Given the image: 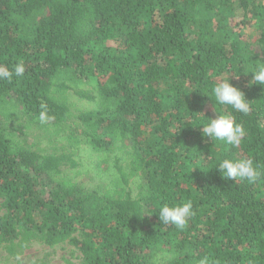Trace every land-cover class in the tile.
<instances>
[{
    "label": "trees",
    "instance_id": "16d2710c",
    "mask_svg": "<svg viewBox=\"0 0 264 264\" xmlns=\"http://www.w3.org/2000/svg\"><path fill=\"white\" fill-rule=\"evenodd\" d=\"M249 28L264 46V0H0V66H24L0 79L6 253L69 242L84 264H264V88L241 73L264 57ZM228 76L247 114L206 95ZM207 107L243 125L240 145L202 137ZM38 129L60 150L35 147ZM223 158L260 178L225 180ZM184 201L183 228L145 213Z\"/></svg>",
    "mask_w": 264,
    "mask_h": 264
},
{
    "label": "clouds",
    "instance_id": "9594fccd",
    "mask_svg": "<svg viewBox=\"0 0 264 264\" xmlns=\"http://www.w3.org/2000/svg\"><path fill=\"white\" fill-rule=\"evenodd\" d=\"M241 73H251V79L248 81L249 86L256 84L264 88V61L249 64ZM23 74V64L18 63L11 70L0 66V79L11 80L13 75L19 77ZM210 91L211 95H206L214 101V104L230 106L231 109L240 113L247 114L249 112V100L245 98L244 92L239 87L230 83L229 76L215 83ZM46 119L45 112H41L40 120L43 122ZM201 126L202 137L210 138L211 141H222L233 147L240 145L245 136L243 125L237 123L231 114H218L215 118L208 117L207 122ZM213 168L217 169L225 180L239 179L253 184L261 176L253 160L247 158L219 159ZM145 213L148 215L157 213L160 223L183 228L188 218L193 214V207L191 201H184L174 205L163 204L156 211L146 210ZM198 264H215V262L205 256L199 260Z\"/></svg>",
    "mask_w": 264,
    "mask_h": 264
},
{
    "label": "rangeland",
    "instance_id": "374dc122",
    "mask_svg": "<svg viewBox=\"0 0 264 264\" xmlns=\"http://www.w3.org/2000/svg\"><path fill=\"white\" fill-rule=\"evenodd\" d=\"M255 29H248V39L251 43L252 50L264 57V46L255 39ZM76 101V99H72ZM211 118H215L218 114L213 109L208 108ZM29 133V141L35 147L43 148L47 152L59 151L60 144L52 142V138H48L42 130L27 131ZM34 261H40L42 264H84L81 252L69 242L59 243L49 246L44 242H32L18 256H10L6 253L4 246H0V264H30Z\"/></svg>",
    "mask_w": 264,
    "mask_h": 264
}]
</instances>
